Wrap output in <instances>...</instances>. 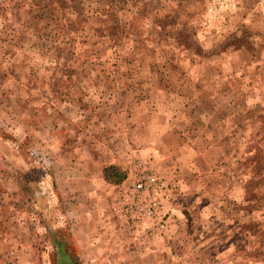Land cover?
<instances>
[{"label":"rangeland","instance_id":"1","mask_svg":"<svg viewBox=\"0 0 264 264\" xmlns=\"http://www.w3.org/2000/svg\"><path fill=\"white\" fill-rule=\"evenodd\" d=\"M142 163L167 215L118 206L119 242L83 250L82 209L120 205ZM60 243L75 264H264V0H0V264H61Z\"/></svg>","mask_w":264,"mask_h":264},{"label":"built area","instance_id":"2","mask_svg":"<svg viewBox=\"0 0 264 264\" xmlns=\"http://www.w3.org/2000/svg\"><path fill=\"white\" fill-rule=\"evenodd\" d=\"M135 183L123 191L120 209L127 221L139 226L146 220H158L167 215L171 202L169 185L151 163L139 164ZM162 217V218H163ZM164 224L161 228H164Z\"/></svg>","mask_w":264,"mask_h":264},{"label":"crops","instance_id":"3","mask_svg":"<svg viewBox=\"0 0 264 264\" xmlns=\"http://www.w3.org/2000/svg\"><path fill=\"white\" fill-rule=\"evenodd\" d=\"M103 171L104 170L102 168V170L100 172H98V181L99 182H100L101 177L103 175ZM79 178L80 179H78V180H82L81 176ZM88 179H90V177H88ZM102 179H103V177H102ZM80 189H82V188H80ZM113 189H116V186H114ZM97 191H98V189L95 188V186L93 188L91 187L90 189H88V192H90V194H92L93 197L96 196L94 198V200H98L97 198L99 197V193H97ZM100 200L101 199H99V201L96 203V205L94 207L91 205V203H87V202H93V201H91V200L86 201V203H87L86 209H82V210H86V211L92 210L89 213L90 216H86L88 220H91V216L93 214L95 216L99 217L98 219L97 218L93 219L94 223L92 225H91L92 221L86 222V221H84L85 218H83L81 221L79 220L78 222L75 223V225L77 227V233H76L77 242L81 244V248L83 250H85V251L89 250L90 254H93L96 249H97L96 251L101 250V248H102L101 244H103L102 242H104L105 244H107V243H118L119 242L118 234H120L119 231L121 230V226L123 227L125 225L124 222L119 221L116 218V216H114L113 213H111V210L113 209V211L115 212V215H116L117 211H118V206H120L119 202H117V200H119L117 195L113 197V200L111 199V203L109 201H106V200H104L103 203H101ZM104 203L106 204V206L104 205ZM105 211H107L106 216L110 218V222H108V223L106 222V221H108L106 219L107 217L104 218L103 217L104 214H102ZM100 216H102V217H100ZM119 227H120V229H119ZM105 240H107V241H105ZM93 242H97V244L95 245V244H93ZM90 244H92V245L90 246V248L87 249V247ZM66 250H67V248H66ZM64 264H68V263H64Z\"/></svg>","mask_w":264,"mask_h":264},{"label":"trees","instance_id":"4","mask_svg":"<svg viewBox=\"0 0 264 264\" xmlns=\"http://www.w3.org/2000/svg\"><path fill=\"white\" fill-rule=\"evenodd\" d=\"M73 14V13H71ZM73 16V15H72ZM109 170L110 171H113V170H116L117 171V168L114 167V166H110L108 168H106L104 170L105 172V179L109 182H112V181H116V182H119V180H117V176L114 177V175H111L109 173ZM115 179V180H113ZM113 183V182H112ZM57 252H58V255L60 256V260H61V264L62 262H67L68 260H71L72 264H75L77 261H75L74 259V255L69 253L67 250H66V245L63 243H60V244H57ZM78 257V256H76Z\"/></svg>","mask_w":264,"mask_h":264}]
</instances>
